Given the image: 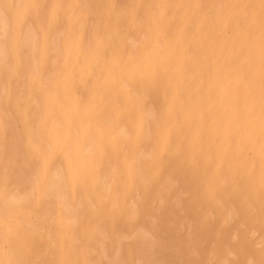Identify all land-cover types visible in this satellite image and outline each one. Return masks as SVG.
I'll use <instances>...</instances> for the list:
<instances>
[{"label": "bare ground", "instance_id": "obj_1", "mask_svg": "<svg viewBox=\"0 0 264 264\" xmlns=\"http://www.w3.org/2000/svg\"><path fill=\"white\" fill-rule=\"evenodd\" d=\"M160 1L0 0V264H264V0Z\"/></svg>", "mask_w": 264, "mask_h": 264}, {"label": "rangeland", "instance_id": "obj_2", "mask_svg": "<svg viewBox=\"0 0 264 264\" xmlns=\"http://www.w3.org/2000/svg\"><path fill=\"white\" fill-rule=\"evenodd\" d=\"M160 2H164V1L161 0ZM183 2H184V0H173V1H172L173 5H174L173 8H175V9L177 8V9H178V7H180V6L183 4ZM162 9H166V8H165V7H162ZM175 9H174V10H175ZM177 9H176V10H177ZM242 46H243V45H241V46H239V47H242Z\"/></svg>", "mask_w": 264, "mask_h": 264}]
</instances>
